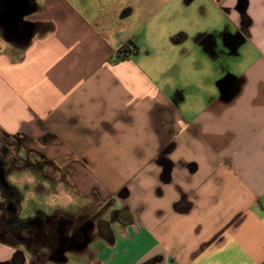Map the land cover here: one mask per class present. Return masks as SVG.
<instances>
[{"label": "crops", "instance_id": "1", "mask_svg": "<svg viewBox=\"0 0 264 264\" xmlns=\"http://www.w3.org/2000/svg\"><path fill=\"white\" fill-rule=\"evenodd\" d=\"M18 1L0 148L97 208L10 184L55 229L0 230V264H264V0Z\"/></svg>", "mask_w": 264, "mask_h": 264}, {"label": "flooded vegetation", "instance_id": "2", "mask_svg": "<svg viewBox=\"0 0 264 264\" xmlns=\"http://www.w3.org/2000/svg\"><path fill=\"white\" fill-rule=\"evenodd\" d=\"M14 1L18 5V12L26 8V4L24 5L18 0ZM15 3L9 1L8 8H11L10 4ZM17 25L20 27L17 31L8 29L2 31V34L10 41L20 43L24 41L28 34V25L24 23H17ZM12 165L16 168L25 166L34 167L36 165L40 166V161L36 160L33 163L29 156L22 161L15 155L13 156L9 148L5 146L0 148V230L11 232L13 238L31 245V247L34 245H50L51 232L55 229V225H53L50 219L44 217L25 221L17 219L19 211L16 203L20 199V194L6 181L8 171H11ZM65 225L71 226L72 221H65Z\"/></svg>", "mask_w": 264, "mask_h": 264}, {"label": "rangeland", "instance_id": "3", "mask_svg": "<svg viewBox=\"0 0 264 264\" xmlns=\"http://www.w3.org/2000/svg\"><path fill=\"white\" fill-rule=\"evenodd\" d=\"M0 52H6L12 58H18V56H19V50H17L15 48V46H12L5 39V37L1 34V31H0ZM38 167L39 166L36 165V166H34L32 168H29L27 166L21 167V168L20 167L16 168V167H14L12 165V167L10 169L12 172L8 171V176L6 178V181L9 184L13 185V186L15 184H18L17 182H33V183H37L38 182L40 184H42L43 182H50V191H49L50 192V197H52L54 194H60V196H66V197L68 196V197H70L72 199L76 198V200H75L76 203H74L75 207L72 206L70 208H71V210H73L75 208L76 211L78 210L76 213H78L79 212V206H80V208H81L80 212L83 213L82 207H83V203L84 202L78 200V198L75 197V195H73L71 193L72 191L67 190V187L63 188V186L60 185L59 186L60 188L58 187V189H56L57 185L53 184L55 179L51 178V176L48 177L46 175H43L42 173H39L38 172ZM24 194L25 193L22 192L23 197H25ZM43 196H45V195H43ZM81 205H82V207H81ZM23 208H25V207H23ZM95 208H97V207L95 205V201L94 200H92L91 203L88 204L87 207H83V209L86 210V212H88V214L89 213L92 214V212L94 213ZM19 214H20V212H19Z\"/></svg>", "mask_w": 264, "mask_h": 264}, {"label": "water", "instance_id": "4", "mask_svg": "<svg viewBox=\"0 0 264 264\" xmlns=\"http://www.w3.org/2000/svg\"><path fill=\"white\" fill-rule=\"evenodd\" d=\"M11 3H15V1L13 2V0H9ZM11 8H9V10H12L13 8L15 9L14 6H10ZM21 17H19V19H15L14 23H16L17 20H20ZM27 38V37H26ZM26 40V39H25Z\"/></svg>", "mask_w": 264, "mask_h": 264}]
</instances>
